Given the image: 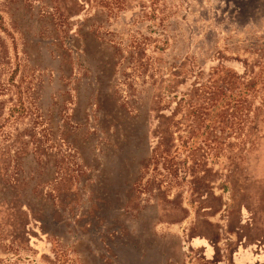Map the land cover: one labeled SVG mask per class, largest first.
Returning <instances> with one entry per match:
<instances>
[{
	"label": "rangeland",
	"instance_id": "374dc122",
	"mask_svg": "<svg viewBox=\"0 0 264 264\" xmlns=\"http://www.w3.org/2000/svg\"><path fill=\"white\" fill-rule=\"evenodd\" d=\"M111 223L264 264V0H0V264H102Z\"/></svg>",
	"mask_w": 264,
	"mask_h": 264
},
{
	"label": "trees",
	"instance_id": "16d2710c",
	"mask_svg": "<svg viewBox=\"0 0 264 264\" xmlns=\"http://www.w3.org/2000/svg\"><path fill=\"white\" fill-rule=\"evenodd\" d=\"M71 116H72V117H70L71 118V121H76L73 118V115H71ZM113 182H114V180L111 181V184L112 185L109 186L110 187V188H108L109 190L107 189L105 191V194L107 195L108 198H105L104 196L102 198V200H103V207H105L107 205L109 207L111 205L114 208L113 210H116L117 213L118 212L127 211V209H128L127 208V202L125 203V206H124V204L123 205H120V206H119V204L118 205L117 204L115 205L114 202H113V200H112L113 197L112 198L109 197V196H113V193L111 192L112 191L111 189L113 188ZM122 190L126 193L127 190H128V188H126L124 185H122ZM115 213H113L112 215L114 216ZM111 225L113 226L112 223H111ZM121 225H122V223L121 224H116V226H113L112 232H111V233H114L115 234V237H117V240H115V247L116 248H115L114 254L113 255H110L107 252V249H105L103 246H100V257L98 259L100 263L103 264L104 263V260H106V259L111 260L112 262H114V264H121L122 259L129 260V258H128V255L129 254H128L127 251L129 250V246H130L129 244L130 243H126L127 240H125L123 238V236L121 237V233H120L121 232ZM102 242H104V241H102ZM126 244H128V245H126ZM125 253H127V254H125ZM135 256H136V254L133 253V255H132V253H131V259L129 260V262H127V264H142L141 263L142 261L139 260L140 255H139V258H137V256L135 258ZM149 263L150 262H147V263L145 262L144 264H149ZM104 264H109V263H106L105 262ZM123 264H126V262H123Z\"/></svg>",
	"mask_w": 264,
	"mask_h": 264
}]
</instances>
